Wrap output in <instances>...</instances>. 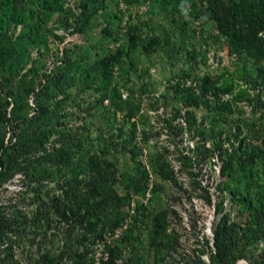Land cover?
<instances>
[{"label": "rangeland", "instance_id": "rangeland-1", "mask_svg": "<svg viewBox=\"0 0 264 264\" xmlns=\"http://www.w3.org/2000/svg\"><path fill=\"white\" fill-rule=\"evenodd\" d=\"M67 1L0 0V144L25 163L0 181V264H209L219 231L220 264L264 256L260 19Z\"/></svg>", "mask_w": 264, "mask_h": 264}, {"label": "trees", "instance_id": "trees-1", "mask_svg": "<svg viewBox=\"0 0 264 264\" xmlns=\"http://www.w3.org/2000/svg\"><path fill=\"white\" fill-rule=\"evenodd\" d=\"M235 1H238L239 4L244 5L245 8H247L251 14L259 18L261 23L264 25V0H235ZM200 4L203 5L202 2ZM222 4H223L222 0H210V7H212L215 12L216 10H219L220 5ZM208 7L209 5L207 6V8ZM106 97L107 95H105V98ZM35 103L37 105L38 111L37 112L35 111V114L32 116L33 118L29 120L30 122L33 119H38V116H40L41 118L47 117L46 111L48 109L47 110L42 109L41 107L44 102L42 100L36 99ZM20 145H21L20 139H17L16 141H12L11 139L7 141L6 145L4 142L0 144V181L3 179L4 176L15 175L16 172H19L18 169L21 167V165L24 166L25 163L21 160L22 154H21ZM33 173H35V169L33 170ZM2 210L3 209L0 208V226L4 228L7 226L6 225L7 222L5 219V213ZM220 229L221 227H219V230ZM214 247H215L216 258L214 257L213 259H211L209 264H218V263L220 264L224 259V255L226 256V252H227L224 236L220 231L215 235ZM231 249L236 254H239L238 255L239 258L246 256V255H242L244 253L246 254L245 248L242 246V244L237 246L235 245ZM216 260L219 262H216ZM249 261L251 264H264V256L262 254L257 256H252V258H249Z\"/></svg>", "mask_w": 264, "mask_h": 264}, {"label": "built area", "instance_id": "built-area-1", "mask_svg": "<svg viewBox=\"0 0 264 264\" xmlns=\"http://www.w3.org/2000/svg\"><path fill=\"white\" fill-rule=\"evenodd\" d=\"M135 2L129 3L128 0H118V15L121 17L122 24L126 25L131 18L137 15H146L150 13L153 9V5L156 0H134ZM205 4V3H202ZM65 7L68 10L75 11L76 3L74 0H68L65 4ZM196 25L199 26V20L196 22ZM198 27L197 29H199Z\"/></svg>", "mask_w": 264, "mask_h": 264}]
</instances>
